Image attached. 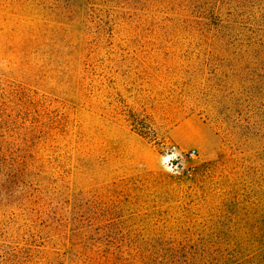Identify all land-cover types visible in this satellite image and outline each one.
Here are the masks:
<instances>
[{"label":"rangeland","instance_id":"1","mask_svg":"<svg viewBox=\"0 0 264 264\" xmlns=\"http://www.w3.org/2000/svg\"><path fill=\"white\" fill-rule=\"evenodd\" d=\"M0 264H264V0H0Z\"/></svg>","mask_w":264,"mask_h":264},{"label":"clouds","instance_id":"2","mask_svg":"<svg viewBox=\"0 0 264 264\" xmlns=\"http://www.w3.org/2000/svg\"><path fill=\"white\" fill-rule=\"evenodd\" d=\"M176 159L181 162L180 165H171L170 161ZM161 161H167L168 163L163 166V170L172 174H180V168L186 167L183 163V155L177 149L171 148L170 151L165 150V155L161 158Z\"/></svg>","mask_w":264,"mask_h":264},{"label":"trees","instance_id":"3","mask_svg":"<svg viewBox=\"0 0 264 264\" xmlns=\"http://www.w3.org/2000/svg\"><path fill=\"white\" fill-rule=\"evenodd\" d=\"M134 124H135L136 126L142 128V129H145V128H144V125H143V122H141V118H137V117H135V119H134ZM142 129H141V130H142ZM142 131H143V130H142Z\"/></svg>","mask_w":264,"mask_h":264},{"label":"built area","instance_id":"4","mask_svg":"<svg viewBox=\"0 0 264 264\" xmlns=\"http://www.w3.org/2000/svg\"><path fill=\"white\" fill-rule=\"evenodd\" d=\"M195 152V150H192V154Z\"/></svg>","mask_w":264,"mask_h":264}]
</instances>
